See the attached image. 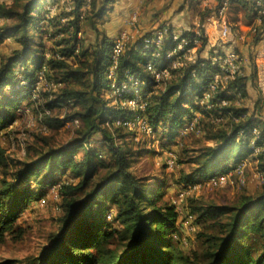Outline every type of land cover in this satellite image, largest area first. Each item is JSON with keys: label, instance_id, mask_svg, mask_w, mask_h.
<instances>
[{"label": "trees", "instance_id": "obj_1", "mask_svg": "<svg viewBox=\"0 0 264 264\" xmlns=\"http://www.w3.org/2000/svg\"><path fill=\"white\" fill-rule=\"evenodd\" d=\"M43 1L0 2V17L10 20L0 26V48L11 36L18 45L10 53L0 55V132L16 121L25 100L26 105H34L35 114L44 124L51 121L59 127L77 120L78 125L72 127L74 135L68 142L37 152L34 159L16 161V168L9 175V157L0 143V168L4 170L0 178V244L17 230V219L29 203L39 200L48 187L59 183V228L50 234L48 245L30 257L27 264H264V186L257 196L243 194L231 205L190 200V210L198 221L218 228L215 234H200L208 243L203 256H190L173 241L178 212L170 202H160L162 184L158 178L140 176L131 169L147 152L140 147L146 141H137L133 149L128 140L135 139L136 132L114 123L116 118L128 120L139 114L151 126L152 136L170 142L195 113H201L200 129L202 120L211 114H230L226 124L221 123L209 135L214 145L200 147L193 156L180 160L192 165L180 177L184 185L225 172L231 161L238 163L253 154L248 142L238 139L241 133L247 134L261 124L254 113L248 114V109L234 104L208 110L196 102L210 92L209 83L220 71L210 59L221 53L220 45L210 44L205 34L198 36L194 30L183 29L180 37L189 40L187 47L193 46L194 39L201 40L195 61L170 68L167 78L155 81L147 69L148 62L159 66L183 55L179 51L172 58L166 57L171 49L172 25L163 23L125 45L111 80L108 72L113 63V40L98 28V21L114 7L116 0H89L84 13L81 9L85 0H74V7L59 15L71 19L66 22L59 18L49 33L53 42L50 50L45 48V32L39 25L44 18H39L37 12ZM214 1L213 9L207 7L198 12L201 22L209 12L217 14L225 1L227 13H242L245 23L256 18V9L249 0ZM188 4L191 5L189 0ZM235 15L230 21L227 18L229 24L236 20ZM82 24L96 32V44L80 45L82 41L77 35ZM165 27L170 32L164 45L151 44L147 48L144 39L155 37ZM263 37L264 15L251 37L252 45ZM203 51L207 56L201 55ZM43 67L47 68L46 79L56 86L42 89L40 99L35 100L33 83ZM128 76L138 79L144 88L142 110L117 105L110 96L112 82H129ZM247 82V76L241 72L228 80L225 87L217 85L210 103L228 97V93L230 98L232 93L247 96ZM55 109L59 115L54 114ZM232 117L240 120L235 122ZM259 127L257 143L261 144L264 128ZM43 141L48 143L46 138ZM78 151H82L80 156H76ZM255 160L259 169L264 170V153L255 156ZM58 175H70L72 179L58 182Z\"/></svg>", "mask_w": 264, "mask_h": 264}, {"label": "rangeland", "instance_id": "obj_2", "mask_svg": "<svg viewBox=\"0 0 264 264\" xmlns=\"http://www.w3.org/2000/svg\"><path fill=\"white\" fill-rule=\"evenodd\" d=\"M0 2L11 4L13 0H0ZM130 2L133 3L129 4L128 7H125L127 5L124 3V5L120 6L121 9L118 8L116 11L114 9V2V7L107 11L102 20L98 21V28L108 38L114 40L119 33L125 31L134 40L146 31L156 30L160 24L164 23L176 27H185V29L194 31L202 28L203 33L207 34L208 40L210 39V44L216 46L220 43V27L212 21V19H215L216 13L209 12L203 18V22L200 21V17L198 16V12L204 10V8L213 9L216 5L214 0H189L191 5L188 4V0H131ZM42 4L41 8L37 10V12H40L38 14L39 18H44L41 19L39 25H42L41 28L45 32L42 35L45 48L46 50H50L53 42L49 37V33L53 32L55 24L59 23L61 11L62 13L68 12L74 7V0H44ZM87 4H89V1L85 0L81 9L82 13L87 10ZM141 13L146 16L144 17L148 20L146 22L156 19V23L152 24L151 27L148 25L143 26L140 22ZM133 15L136 16V19H133ZM234 15V12H228V20L230 21ZM68 19H71V17L60 18V21L64 20L67 22ZM9 22V19L0 17V26ZM42 30L37 32V34L39 35ZM77 37L80 42H83L80 45L85 44L90 46L96 44L97 34L88 25L82 24ZM14 38L11 36L1 45L0 55L10 53L12 49L18 46ZM246 43L243 44L244 46H241V50L243 51L241 54L244 57L242 71H244L245 75L251 76L250 86L247 90H250L252 95L248 91L245 97H235L234 93L231 96L237 107L248 109V114L255 112L257 115L256 119L259 121V124H262L259 126L264 128V95H262L263 90L258 82L257 70H255V66L252 63L255 59L254 50L249 48L252 44V39L249 38ZM208 49L209 47L206 48V51ZM206 51H203L201 55L207 56ZM26 104L27 100L22 103L18 118L13 125L2 129L0 132V143L5 148L6 154L9 157L8 175L9 171L15 170L16 161L34 159L37 152L63 145L74 135V128L72 127L75 125L66 123L57 127L51 121H45L44 124L41 118L35 114L34 105L28 106ZM53 112L59 115L58 109H55ZM224 119L225 122L222 126L228 120L227 117ZM219 126L221 125L213 123L210 118L206 117L202 120L199 131L189 130L185 132L179 130L178 134L170 142L164 138L157 139L156 136L147 135L137 129L134 130L136 138H129L128 140L129 145L133 149L137 147L135 146L137 141H146L144 143L146 146L140 144V147L145 148L147 152L131 169L140 176L150 175L158 178V181L162 184L160 202L165 200L170 202L178 212L179 218L173 232V241L178 248H181L190 256L193 254L203 256V253L208 249V243L204 242L205 237L201 236V233L215 234L218 230L217 226L212 225V223L198 221L197 216L190 210V200L231 205L237 202L243 194L253 197L257 196L264 186V183L255 176V172L259 167L253 154L243 158V160L247 161L244 168V184L238 185L237 177L234 175L226 183L216 186H211L207 183L206 177L201 178L202 183H200V186L192 190L187 189L186 186L188 184L184 185L180 182L181 175L192 169L191 164L181 163L180 160L193 156L200 147L214 145L215 142L209 139V135L218 130ZM43 138H46L48 143H45ZM76 154V156H80L82 151H78ZM171 160H174L175 165L169 168L167 162ZM233 162L231 161L230 164H236ZM3 175L4 170L0 168V178ZM8 175L7 179L10 180ZM57 179L58 182L69 181L72 177L70 175H58ZM201 179L197 178L195 182H199ZM58 184L47 188L45 195L41 197L45 198L44 202L40 199L35 200L33 203H29L21 212L15 224L18 226L17 230L14 231L13 235H7L5 241L0 244V263L10 260L12 261L10 264H27L30 257L37 255L44 246L48 245L50 234L56 233L60 224L61 209L59 204L60 196L57 191ZM33 188H36V186L33 185Z\"/></svg>", "mask_w": 264, "mask_h": 264}, {"label": "built area", "instance_id": "obj_3", "mask_svg": "<svg viewBox=\"0 0 264 264\" xmlns=\"http://www.w3.org/2000/svg\"><path fill=\"white\" fill-rule=\"evenodd\" d=\"M89 1V0H88ZM256 9V21L261 24V17L264 15V0H249ZM207 5V4H205ZM227 9L228 3L225 1L223 5L218 10L215 19H212L213 23L219 25L220 27V37H219V45L221 53L218 55L212 56L210 59L214 65L220 69L218 73H216L213 77L212 82L209 83L210 92H207L202 98L196 99L197 104L199 103L201 106H205V108L212 109L215 106L220 108L229 106L230 104H234L233 97L230 98V93H228V97L217 99L214 103H210L212 98V91L215 90L217 85H221V87H225L228 80L235 79L239 74L242 72V64L244 62V57L242 56L241 52L236 49L233 45L237 42H244L245 35L241 32L233 31L231 25L227 21ZM133 19H136V16L133 15ZM172 28V43L170 44V50L168 51L166 57L172 58L175 56L179 51H183L182 57L176 58L170 63H162L159 66L155 65L153 62L147 63V69L153 75L155 81H160L163 78H167L169 76L170 68H177L181 67L185 64V62H193L196 58V53L200 50L201 40L194 39L193 46L187 47L189 40L186 38H181L180 33L181 30H175L173 26ZM170 29L165 27L159 30L155 37L152 38H145L144 42L146 43L145 46L148 48L151 44H155L156 46L164 45L165 39L168 36ZM196 35L201 36L203 33L202 28H199L198 31H194ZM207 36V34L205 33ZM131 36L127 34V32L119 33L113 40V46L111 49V59L112 65L109 68L108 78L113 80L115 78V67L118 62L119 56L125 49V45L131 40ZM210 41V39H209ZM231 44V45H230ZM255 60H258L257 52L255 53ZM46 71L47 68L43 67L41 71L36 76L35 82L33 83V92H34V99L39 100L40 96L39 93L42 89L46 88H53L55 87V83L53 81H49L46 79ZM52 76V75H51ZM22 76L20 75L19 78ZM128 81L126 83H122L120 85H116V83L112 82L111 84V92L110 95L114 99L115 104L121 106H129L133 108V110H142L144 108V104L140 102L141 98L144 95V88L140 87V81L133 78L132 76H128ZM25 83V81H22ZM44 87V88H42ZM238 95H235L237 97ZM235 105V104H234ZM48 113V112H47ZM201 114V113H200ZM199 113H195V116L192 119H188L185 122V125L181 130L187 132L189 130H200V115ZM225 117H230V114H223L222 112L213 113L210 115V119L213 123L221 124L225 122ZM235 122L240 120V117H232ZM73 125H78V121L75 120L73 122H69ZM116 125H123L126 126L130 130H140L145 134L152 135L151 126L147 123V121L142 118L139 114H135L132 119H119L116 118L114 120ZM13 125L10 124L8 127ZM7 127V128H8ZM260 127L253 126L247 134H242L239 139H244L248 142L249 148L253 150V155L257 156L260 153H264V139L261 144H258V138L260 136ZM243 160V159H242ZM240 160L238 163L230 165V169L213 174L211 176L206 177V182L209 183L211 186L221 185L226 183L230 180L232 175L237 177V184H244L245 183V166L247 164L246 160ZM168 167L172 168L175 165L174 160L167 162ZM255 176L261 182L264 183V170H260L257 168L255 172ZM201 181H196L193 183L188 184L186 187L189 190L195 189V187H199ZM55 186V185H54ZM57 187V186H56ZM42 202L45 201V198H40ZM111 216L108 215V219Z\"/></svg>", "mask_w": 264, "mask_h": 264}, {"label": "crops", "instance_id": "obj_4", "mask_svg": "<svg viewBox=\"0 0 264 264\" xmlns=\"http://www.w3.org/2000/svg\"><path fill=\"white\" fill-rule=\"evenodd\" d=\"M131 0H116L115 1V11L121 7L122 5H124V3H126L125 7H128L129 4L133 3V2H130ZM118 3V5H116ZM128 3V4H127ZM88 5V4H87ZM133 5V4H132ZM147 5V4H146ZM125 9V8H124ZM240 13V12H239ZM237 13L235 16L237 17L235 21H231L230 22V25H231V28L232 27H235V30L234 31H237V32H241L243 35H245V41L244 42H237L236 44H234L233 46L238 49L241 53H243V51L241 50V46H244L243 44H247V40H249V38L251 39V37L253 36L254 32L256 31L257 28L260 27V24L256 21V18H254L253 21L249 22V23H245L242 19V13ZM142 15L140 16V22L143 26H150L153 24L156 23V19H152L150 22H146L148 21L146 18L145 15H143V13H141ZM147 23V24H146ZM145 28V27H144ZM173 28L175 30H181V29H185L182 28L181 26L179 27H176V26H173ZM231 45V44H230ZM252 50H254V53L257 52V55H258V60L256 61L255 59L252 61V63L254 64L255 66V70H257V74H258V82H259V85L261 87V89L263 90V94L264 95V37L256 44H251L250 47ZM244 63V62H243ZM244 66V65H243ZM243 69V67H242ZM242 74H244V71H242ZM247 78H248V82H247V88L250 86V82H251V76H249L248 74H246ZM249 89V88H248ZM249 91V94H251V91ZM253 94H255L253 92ZM252 112V111H251ZM254 113V116L257 117L256 113L255 112H252Z\"/></svg>", "mask_w": 264, "mask_h": 264}]
</instances>
